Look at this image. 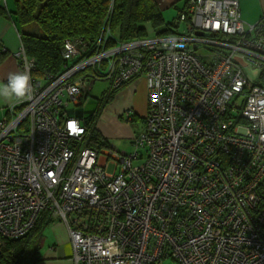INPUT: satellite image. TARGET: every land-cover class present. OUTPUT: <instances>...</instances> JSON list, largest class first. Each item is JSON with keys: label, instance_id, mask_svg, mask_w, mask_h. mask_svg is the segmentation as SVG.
Returning <instances> with one entry per match:
<instances>
[{"label": "built area", "instance_id": "1", "mask_svg": "<svg viewBox=\"0 0 264 264\" xmlns=\"http://www.w3.org/2000/svg\"><path fill=\"white\" fill-rule=\"evenodd\" d=\"M179 19V34L132 44L136 56L102 46L44 81L24 59L32 94L0 132V236L25 235L48 210L67 224L75 264H153L166 244L180 264H264V82L245 70L264 68V17L246 24L239 0H187ZM102 61L113 87L145 79L140 165L137 149L111 171L88 164L101 150L62 114L90 87L76 74Z\"/></svg>", "mask_w": 264, "mask_h": 264}, {"label": "trees", "instance_id": "2", "mask_svg": "<svg viewBox=\"0 0 264 264\" xmlns=\"http://www.w3.org/2000/svg\"><path fill=\"white\" fill-rule=\"evenodd\" d=\"M186 2L187 0L185 4ZM8 6V0H0V20L10 19L20 33L22 44L19 49L23 58L18 59L19 72L24 71L22 65L26 59L27 64L31 65V74L43 81L90 57L102 46L110 48L138 38L177 35L181 25L177 5V16L172 21H167L156 0H14L13 6ZM263 17L264 14L260 19ZM67 40L78 47L77 57L65 56L64 45ZM202 48L214 49L206 44ZM7 55V48H4L0 38V64ZM106 63L102 61L99 65L89 66L79 71L76 77L88 80L103 78L106 73L102 71L108 68ZM106 78L111 85L112 78ZM258 79L264 82V68ZM116 90L109 86L103 99L93 97L98 101V111L97 107L88 109L82 104L69 105L62 111V114L80 118L86 123L89 132L88 135L86 132L84 141L99 150L109 146L110 140L96 128L95 122ZM23 106L24 103L16 104L15 108L20 110ZM4 116L6 114H3L0 120ZM142 148H146V154L141 152ZM148 148L143 145L136 147L142 155L139 157L142 162L147 158ZM53 221L50 211L44 210L34 227L25 235L18 238L0 236V264H43L44 230ZM167 259H171L173 264H180L179 260L173 257L169 244L165 245L161 260L153 264H160L161 261V264H166Z\"/></svg>", "mask_w": 264, "mask_h": 264}, {"label": "crops", "instance_id": "3", "mask_svg": "<svg viewBox=\"0 0 264 264\" xmlns=\"http://www.w3.org/2000/svg\"><path fill=\"white\" fill-rule=\"evenodd\" d=\"M13 1L14 0H8L9 3L8 7L13 6ZM156 1L165 17L166 16L169 17L168 16L169 10L170 8H173V6L175 7V5H177L179 11L185 6V0H156ZM181 4L183 5L180 6ZM239 5L241 10V17L245 23L249 22L248 24H254L256 23V21H259L261 15L264 14V0H239ZM0 38L4 45V48L5 49L7 48L8 51L7 57L0 64V85H2V84H6L7 78L10 73L19 71L18 60L13 54L21 47L22 43H21L20 33L16 25L14 24L13 21H11L8 18H2L0 20ZM91 82H94V86H95V80L90 81L91 89H93L94 86L92 87ZM109 86L111 88V86L113 85L112 84L110 85L109 82ZM114 89H117L114 92V95L112 96V98L109 99L110 101L105 104L106 106L103 107V110L99 113L100 116L99 119L102 123L101 128L99 127L100 129L99 131L107 138L132 137L131 130L133 128V125L129 122L125 123L123 119L118 120L117 114L123 113L125 110L128 109V111L130 112L128 114L131 115L132 113L133 120H136V118L139 115L142 116L144 115L146 110L148 111V94H147L146 82L143 78H137L128 83L123 84L120 87H114ZM135 92H138L137 97L135 96ZM13 101H6L3 98H0V113L5 114V111H3L2 108L7 109V113H8V108ZM126 115L127 113L125 114V116ZM62 222H63L62 220L54 219V221L51 224H49L46 228L54 224L63 227L62 225L64 222L63 223ZM60 230L63 229L59 228L57 230V233H59ZM46 238L47 235L45 234L43 247ZM69 238L71 243V249L64 250L59 246L56 249V245L54 244L55 246L50 247L46 253L43 252L44 253L43 264H56L57 260L61 258L68 259L69 264H75L73 260V247H72L70 233H69Z\"/></svg>", "mask_w": 264, "mask_h": 264}, {"label": "rangeland", "instance_id": "4", "mask_svg": "<svg viewBox=\"0 0 264 264\" xmlns=\"http://www.w3.org/2000/svg\"><path fill=\"white\" fill-rule=\"evenodd\" d=\"M182 5L183 4H181L180 6H182ZM177 14H178V8L173 6V8H170V10H169V15H168L169 17L166 16L165 19L167 21H172L177 16ZM248 23L249 22H247L246 24H248ZM252 23H254V22H252ZM183 29H184V25L181 24L178 27L177 31H182ZM145 39H147V37L133 39V40L126 42L125 44H130V45H128L129 46L128 50L132 55L136 56L138 49L136 47H134V45H132V44H134L136 41L145 40ZM21 58H23V56H21ZM245 70L247 72V75L249 76V78L252 81L258 80V77L260 74V68L259 67L247 66V67H245ZM106 72H107V69H104V71H102V73H104V74ZM105 76L106 75H104L103 78H98L95 80V86L93 89H91V87H89L88 89H87V87L83 88L81 95L79 96V98H75L74 102L76 104H79V103L82 104L85 108L95 109L97 107L98 101L96 99H94L93 97H98V98L100 97V99H103L105 92L107 91V88L109 87V80ZM141 78H143V77H141ZM135 96L136 97L138 96V92H135ZM2 109L5 111V114H6L7 109H4V108H2ZM96 110L98 111V107L96 108ZM124 112L117 114V117H118V120L123 119L125 121V123L129 122L133 125V128L131 130L132 131L131 132L132 137H109V140L111 142L109 144V146H107L106 148L101 147L102 153H100L99 158L101 157L102 160L101 159H97L96 161L92 160V161H89L88 164H92V166H93L96 163L97 165H100L102 168L106 169L107 171H111V170H114L117 163L122 160L123 156L121 154H124V153L130 154L136 150V147L139 145V140L142 139L144 131L148 125V111L146 110V112L142 116L139 115L136 118V120H133L132 113H131V115L128 114V113H130L128 111V109L125 110ZM126 113H127V115L125 116ZM2 116H3V114L0 113V118ZM99 118H100V116L98 114L97 120L95 122V126L98 130H100L99 127L101 128V126H102V123H101ZM10 123L11 122L8 118H7V120H4V118L2 120H0V132L1 131L5 132V130L8 129V127L10 126ZM20 127H21V124L16 125V128H20ZM86 128H87V126H86ZM88 132L89 131L87 129V135H88ZM86 140H87V138H86ZM194 140L197 142L198 138H194ZM5 143H6L5 138L2 135H0V151H4L9 147V145L5 144ZM141 152L146 154V148H142ZM134 156L135 157L137 156L135 158L136 159L135 164L140 165L142 163L141 159L139 158L142 156L141 153L139 152V154H138L136 152L134 154ZM243 167H244L243 165L238 166V168L240 170L244 169ZM66 225L67 224L64 222L62 225L64 228L61 226H57L56 224L51 225L48 228H45L44 235L46 234L47 238L45 239L44 247H42L43 252L46 253L50 247H53L55 245H56V249L58 248V246L63 248L64 250L71 249L69 231H68V228ZM59 228H62L63 230H60V232L57 233V230ZM197 261H198V263L201 264V262L204 260H197ZM165 263L166 264H173L171 259H167L165 261ZM56 264H69V261L66 258H61V259L57 260Z\"/></svg>", "mask_w": 264, "mask_h": 264}, {"label": "clouds", "instance_id": "5", "mask_svg": "<svg viewBox=\"0 0 264 264\" xmlns=\"http://www.w3.org/2000/svg\"><path fill=\"white\" fill-rule=\"evenodd\" d=\"M32 88L31 77L27 71L13 72L9 74L7 83L0 85V98L6 101H13L14 99L22 100L32 94Z\"/></svg>", "mask_w": 264, "mask_h": 264}, {"label": "flooded vegetation", "instance_id": "6", "mask_svg": "<svg viewBox=\"0 0 264 264\" xmlns=\"http://www.w3.org/2000/svg\"><path fill=\"white\" fill-rule=\"evenodd\" d=\"M92 79V78H91ZM89 79L90 81H93V79L91 80ZM95 80V79H94ZM92 83V87L94 86V82H91ZM90 87H91V84H90Z\"/></svg>", "mask_w": 264, "mask_h": 264}, {"label": "snow or ice", "instance_id": "7", "mask_svg": "<svg viewBox=\"0 0 264 264\" xmlns=\"http://www.w3.org/2000/svg\"><path fill=\"white\" fill-rule=\"evenodd\" d=\"M74 127V126H73ZM74 130H75V128H74Z\"/></svg>", "mask_w": 264, "mask_h": 264}, {"label": "water", "instance_id": "8", "mask_svg": "<svg viewBox=\"0 0 264 264\" xmlns=\"http://www.w3.org/2000/svg\"><path fill=\"white\" fill-rule=\"evenodd\" d=\"M0 252H1V250H0Z\"/></svg>", "mask_w": 264, "mask_h": 264}]
</instances>
